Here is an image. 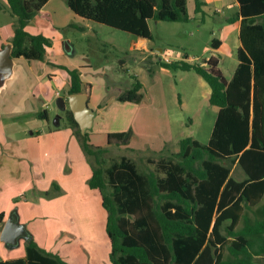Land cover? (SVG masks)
Returning a JSON list of instances; mask_svg holds the SVG:
<instances>
[{
    "label": "trees",
    "instance_id": "1",
    "mask_svg": "<svg viewBox=\"0 0 264 264\" xmlns=\"http://www.w3.org/2000/svg\"><path fill=\"white\" fill-rule=\"evenodd\" d=\"M47 1L6 0L16 17L11 57L45 59L49 38L30 34L26 25ZM193 1L194 11L200 12L203 1ZM65 2L83 19L146 39L152 37L150 19L189 18L186 0ZM236 2L240 46L229 80L217 68L215 57L199 63L156 60L165 68L193 69L210 87L209 103L218 107L207 143L182 138L170 158L156 161L164 176L151 170L139 172L125 156L103 166L109 148H93L87 131L81 134L66 110L83 149L97 164H92L88 185L100 192L106 210L111 264H264L255 261L256 256H264V0ZM219 44L212 40L214 48ZM66 70L67 95L84 92L79 70ZM141 87L135 77L118 100L140 102ZM40 115L46 117V111ZM130 136V130L110 132L107 141L109 145L126 144ZM225 158L235 159L243 179L231 175L230 167L221 161ZM0 264L69 263L30 239L24 257L0 260Z\"/></svg>",
    "mask_w": 264,
    "mask_h": 264
},
{
    "label": "rangeland",
    "instance_id": "2",
    "mask_svg": "<svg viewBox=\"0 0 264 264\" xmlns=\"http://www.w3.org/2000/svg\"><path fill=\"white\" fill-rule=\"evenodd\" d=\"M205 1L203 10L195 12L194 1L186 0L189 15L186 21L150 19L149 44L153 49H162L161 52L150 49L151 53L133 49L138 37L126 31L90 20L86 26H74L65 0H49L45 5L41 23L49 27L53 18L59 24L70 22L52 29L62 34V39H72L77 50L71 57L73 60L87 61L82 76L84 81H90L87 82L91 86L90 108L94 112L87 133L93 148H109L103 155V166L125 156L135 163L139 172L151 170L164 176L156 161L170 158L178 150L180 139L191 137L207 143L217 110L208 101V84L193 69H165L156 63L157 56L159 60L185 59L182 57L187 54L190 63H199L214 55L225 79L232 77L238 63L235 43L239 24L234 19L238 6L234 0ZM72 17L84 23L75 15ZM0 19L8 22L2 11ZM214 38L223 44L214 48ZM135 77L142 84V100L119 101L118 96L131 87ZM67 78L63 70L54 84L42 80L40 87L46 91L47 98L33 100L35 110L22 117L21 127L38 130L35 136L38 140L33 139L32 147H27L33 157L31 167L14 175L13 182L7 180V187H0V210L8 209L4 197L11 195L13 205L9 215L16 210L24 214L30 238L43 251L59 257L64 252L71 264L80 260L83 264H111L106 211L100 203V193L88 187L95 159L85 152L67 120L68 108L59 107L57 96L52 93L58 90L63 95L68 88ZM46 110L48 119L40 115ZM128 130L131 136L126 144H108L107 133ZM16 159L27 160L25 156ZM221 161L230 167L236 179L244 178L235 159ZM26 242L23 238L15 246L0 242V259L24 256ZM255 261L264 262V256H256Z\"/></svg>",
    "mask_w": 264,
    "mask_h": 264
},
{
    "label": "crops",
    "instance_id": "3",
    "mask_svg": "<svg viewBox=\"0 0 264 264\" xmlns=\"http://www.w3.org/2000/svg\"><path fill=\"white\" fill-rule=\"evenodd\" d=\"M202 1H203L202 6H204L206 4V1L205 0ZM219 1L221 2V0ZM48 2L49 0L45 3V5H47ZM234 4L238 6L236 0H234ZM45 5L37 12V14L34 17L31 18V20L26 25V30L30 34H42L45 37L49 38L50 45L46 47L45 50L46 56L44 60H33V59L28 60L23 56H19V57L10 56L11 47H12L11 40L13 37V32H14L13 30L15 25L14 22L16 17L13 14H11V11L9 9L6 0H0V12L2 11V13L7 16V20H8V22H5L3 19H0V187L1 186L7 187L6 185L8 184L7 180L9 181V179L10 180L13 179L14 175L21 174L25 171V169L31 167V160L33 157L32 155L29 154L27 147H32L31 144L33 139L38 140V138L35 136L39 134V131L38 130L28 131V129L21 127L20 122L22 120V117L26 116L29 112L32 113L35 110L33 100L42 97H44L43 99L47 98V94L45 93L46 91L44 90L43 87H40V83H42V80L47 79V84L50 83L54 84V82H56L55 78L58 75H60V73L63 72L64 70L67 73V77H68L67 86H69V75L66 68L68 69L77 68L80 72V78L82 83L84 84V93H86L88 96L87 101H88V106L90 107L91 86L87 83L90 81H84L82 76V71L86 69L85 67L87 61L85 58L73 60L71 57L74 56V54H77V50L73 45L72 39L68 37L66 39H62L64 38L62 34L52 29L53 26H56V28L59 26L60 27L67 26L70 22L74 23V26L78 25L82 27L88 24V20L77 16L73 11H71L73 14L70 13L69 16V18L71 19L70 22L59 24L58 21L53 18V20L51 19L50 23H48L49 27H47L46 25L41 23L44 21L43 19L44 16L41 13H43V9ZM73 15L78 17V19H82L81 21H83L85 24L81 22H77L79 20L74 21V19H72ZM236 22L239 24V20H236ZM236 33L238 35L239 26ZM214 39L220 41L219 46L223 44L222 40L218 38H214ZM64 42H68L70 44L73 50L72 53H67L64 50ZM214 42L216 44V41ZM235 44H236L235 45L236 49H238V47L240 46V41L238 36H237V42ZM135 48L140 49L146 53L147 52L151 53V50L157 52H161L162 50L160 48L153 49V47L150 46L149 44V39L143 37H138L137 41L134 42L133 49ZM185 55L187 54H184L182 58H184ZM210 57H215V56L211 55ZM157 59H159L158 56ZM171 60H181V59L170 58L169 61ZM182 60H186L190 62L189 57ZM217 61L219 62L218 58ZM161 68H165V67H161ZM217 68L220 70L218 66ZM67 90L63 95L60 94L58 90H54L52 91V93H54V95L57 96V98L59 97L66 98L65 96H67ZM209 95H210V87L207 92L208 98ZM126 102H130V101H126ZM47 114L48 112L46 110V116ZM54 126L55 128L57 127L55 124ZM54 133H57L56 135H59L58 134L59 132H54ZM23 156L27 158L26 161L16 159V157H19L21 159L23 158ZM13 158H15V160H13ZM91 174L92 171L89 173V175L91 176ZM15 182L18 184L17 180H15ZM30 183L31 180L29 181V184ZM42 187H44V185H42ZM90 189L97 190L93 188ZM18 193H21V191H19ZM4 198H6L5 208L8 207V209L0 210V214H2V218L0 219V232L4 222L9 217V210L13 205L12 202L13 200L11 195H9V197H4ZM94 198L97 199V195H94ZM100 203L102 205L101 194H100ZM15 212L18 216L19 222L23 223L26 228H29L28 221L25 219L24 214L19 210H16ZM105 223H106V214H105ZM0 242L2 241L0 240ZM109 250H110V241H109ZM24 256L2 257V259L0 260L4 261V260L24 257ZM60 256L63 260L68 262V260L66 259V255L64 256V252H61ZM76 264H83V261L80 260Z\"/></svg>",
    "mask_w": 264,
    "mask_h": 264
},
{
    "label": "water",
    "instance_id": "4",
    "mask_svg": "<svg viewBox=\"0 0 264 264\" xmlns=\"http://www.w3.org/2000/svg\"><path fill=\"white\" fill-rule=\"evenodd\" d=\"M64 50L67 53H72V47L68 42H64ZM10 58V57H9ZM88 96L86 93L68 94L66 98H57V104L61 108H68L73 119L78 125L80 133H85L92 126L94 116L93 110L88 106ZM59 121L55 122L58 126ZM26 227L20 223L16 212H12L4 222L0 232V240L9 246L17 245L19 239H25L27 242L31 239Z\"/></svg>",
    "mask_w": 264,
    "mask_h": 264
},
{
    "label": "built area",
    "instance_id": "5",
    "mask_svg": "<svg viewBox=\"0 0 264 264\" xmlns=\"http://www.w3.org/2000/svg\"><path fill=\"white\" fill-rule=\"evenodd\" d=\"M170 59L168 57L164 58V61L168 62Z\"/></svg>",
    "mask_w": 264,
    "mask_h": 264
}]
</instances>
